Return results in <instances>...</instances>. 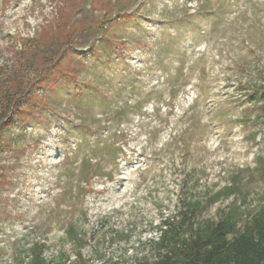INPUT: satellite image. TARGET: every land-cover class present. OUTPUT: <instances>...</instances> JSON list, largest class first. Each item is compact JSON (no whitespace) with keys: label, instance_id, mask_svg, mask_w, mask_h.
Listing matches in <instances>:
<instances>
[{"label":"rangeland","instance_id":"374dc122","mask_svg":"<svg viewBox=\"0 0 264 264\" xmlns=\"http://www.w3.org/2000/svg\"><path fill=\"white\" fill-rule=\"evenodd\" d=\"M103 16L1 129L0 264L152 261L188 203L195 227L264 205V0H0L1 72Z\"/></svg>","mask_w":264,"mask_h":264},{"label":"trees","instance_id":"16d2710c","mask_svg":"<svg viewBox=\"0 0 264 264\" xmlns=\"http://www.w3.org/2000/svg\"><path fill=\"white\" fill-rule=\"evenodd\" d=\"M109 21L103 16L90 26H73L70 32L52 37L45 45L34 40L23 43L17 54L18 65L12 71L0 70V132L3 126L12 124L14 116L11 114L22 102V92L56 67L66 49L83 45L89 38H103ZM261 98L264 111V93ZM198 208V204L188 203L180 212V219L161 220L157 226L159 236L152 241L157 247V256L152 261L144 258L135 264H264V205L243 227H238L230 216L195 227ZM26 264L48 263L39 251Z\"/></svg>","mask_w":264,"mask_h":264}]
</instances>
